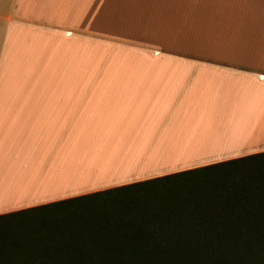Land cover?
Segmentation results:
<instances>
[{"label":"crops","instance_id":"obj_1","mask_svg":"<svg viewBox=\"0 0 264 264\" xmlns=\"http://www.w3.org/2000/svg\"><path fill=\"white\" fill-rule=\"evenodd\" d=\"M259 154L264 0H0V218Z\"/></svg>","mask_w":264,"mask_h":264},{"label":"trees","instance_id":"obj_2","mask_svg":"<svg viewBox=\"0 0 264 264\" xmlns=\"http://www.w3.org/2000/svg\"><path fill=\"white\" fill-rule=\"evenodd\" d=\"M260 158L264 154L1 217L33 214L34 226L41 230L25 247L9 252L0 247V252L7 263L17 259L13 264H208L204 261L233 257L264 235V174L243 164ZM223 171L229 181H245L240 192L213 193L219 181H212L209 193L203 183L191 182Z\"/></svg>","mask_w":264,"mask_h":264},{"label":"rangeland","instance_id":"obj_3","mask_svg":"<svg viewBox=\"0 0 264 264\" xmlns=\"http://www.w3.org/2000/svg\"><path fill=\"white\" fill-rule=\"evenodd\" d=\"M240 10L242 11V9H240ZM254 10H255V7L251 3L247 5V8H246L247 12L253 13ZM241 21L243 22L242 17H241ZM118 58H120V54H119ZM108 59H109V62L112 59H115L114 54L111 53L110 50H109ZM93 86H97V85H93ZM111 110L112 111L110 112V114H108L109 119L106 121V123H102L101 126H99V124L93 125V128H95V129H93V131H92V142H95L97 144L100 143L101 145L103 144V142H105L106 144H109L106 140H111L113 137H115L118 125L116 124V121H114V120L117 118L116 117L117 113L114 109H111ZM93 116H94L93 118H95V120H97L98 122L100 121V123H101V119H102V117L105 116V113L102 111H99V112H96V115H93ZM127 117L130 118V116H127ZM127 121L129 122L130 120H127ZM129 128L131 129V127H129ZM122 130H125L124 127H122ZM122 133L124 135L129 134L128 131H123ZM126 139H129V141H131L130 136ZM112 145L113 146L115 145L114 140H113ZM113 146L108 147L106 149L105 148L92 147V148H87V149L77 148V150L81 149L82 151L84 150V152H85V150L88 152L82 156V158L85 161V163H83V164L88 165L89 167H92L91 164H92L94 158H96V156H98V158H99L101 155V159H103V162H104V160L105 161L113 160V157L116 156V152L118 151V149L113 147ZM81 159H79V160H81ZM86 161H89V162H86ZM129 163H131V162H129ZM243 164L250 166L252 168V171L253 170L259 171L260 174H264V158L254 159V160L248 161L247 163H243ZM78 166H79V163H77V167ZM223 172L225 174L216 175L214 173L213 174L209 173L204 178H202L203 176H201V177H199V179L200 178H202V179L199 181L197 178L192 177L191 182H193L192 184L203 183L205 189L207 191H209L210 188H208V184L212 183V181L216 182V183L219 181L217 183L218 187L215 190H213V193L229 194L230 192H233V191L240 192L243 188V182H245V181H243V180L231 181V179L229 181L228 177H227L228 176L227 172L226 171H223ZM98 174H100V172H98ZM222 176H224V177H222ZM93 177H95V176H93ZM101 177H103V176H100L98 178H101ZM107 177L108 176H106L104 178L105 181L107 180ZM102 183H103L102 180L97 179L96 181L90 182V183H88L86 181L85 184H86V186H89L91 184H92L91 186H94V184L102 185V186H98V187H92L93 190H95L94 188L100 189L102 187L104 188L105 186H108L107 184H102ZM79 191H87V189L86 190L81 189V190H78L77 192H79ZM209 193H210V191H209ZM54 212H57V210H54ZM32 218H33V214H28V215H21V216L10 217V218L4 219V220H0V247L4 251L6 250L7 252H9V251H12L16 247H17V250H19L22 247H25L26 243L38 239V235H40L38 233L40 232L41 228H37L38 226H34V223H33L34 220ZM105 221L106 220H102L103 223H105ZM42 229H44V228H42ZM51 236H53V235H51ZM45 238L46 237L44 236L43 239H45ZM50 238L51 237H49L48 240ZM49 242H51V240ZM245 249L246 250H242V253L237 254L233 257L214 258V261L210 260V262H208V260H206V261H204V263H208V264H264V235L259 241H250L249 245H247L245 247ZM26 254H28V252H25V250H24L23 255H26ZM37 254H39V253H37ZM3 255H5V254L3 252H0V264H13L17 260V259H15L14 261L12 260L11 262L7 263L6 262L7 259L4 258ZM29 255H31V253ZM32 255H35V253H33ZM15 258H17L16 254H15ZM34 262H35V260H34Z\"/></svg>","mask_w":264,"mask_h":264}]
</instances>
